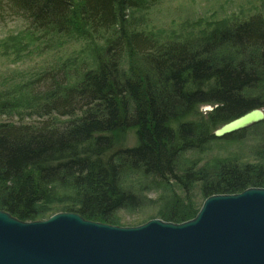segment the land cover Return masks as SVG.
I'll use <instances>...</instances> for the list:
<instances>
[{
    "label": "trees",
    "instance_id": "obj_1",
    "mask_svg": "<svg viewBox=\"0 0 264 264\" xmlns=\"http://www.w3.org/2000/svg\"><path fill=\"white\" fill-rule=\"evenodd\" d=\"M130 2L0 0V10L6 7L25 24L1 45L2 56L18 61L27 51H43L46 58L33 85L50 82V89L34 98L25 87L27 102L21 104L9 90L0 96L1 110L20 114L28 103L25 111L35 117L32 123H0V211L35 222L55 209L48 208L49 201L60 185L74 192L65 212L115 225L117 213L138 203L122 188L121 176L129 168L162 183L182 182L185 188L198 183L205 200L263 187L262 170L249 165L227 161L215 175L202 169L180 179L177 161L182 152L213 138L211 129L264 107V95H247L264 83V15L221 32V45L247 55L214 58L213 43L194 47L196 42H160L145 31L127 32ZM88 31L105 34L107 46L78 84H66L67 60L62 63L58 54L63 56L68 38L81 41ZM125 50L141 57L145 74L123 75ZM208 104L214 108L209 121L194 120ZM131 132L136 144L127 147ZM186 210L169 221L184 223L199 212L194 206Z\"/></svg>",
    "mask_w": 264,
    "mask_h": 264
},
{
    "label": "rangeland",
    "instance_id": "obj_2",
    "mask_svg": "<svg viewBox=\"0 0 264 264\" xmlns=\"http://www.w3.org/2000/svg\"><path fill=\"white\" fill-rule=\"evenodd\" d=\"M126 11L125 29L140 30L148 33L160 42L176 41L182 43H195L194 47H201L207 44H216L214 58L242 59L244 50H233L230 45L220 43L221 32L230 28L233 24L245 21L249 16L264 15V0H130ZM22 19L13 11L3 7L0 10V47L9 42V37L17 35L24 28ZM102 32L88 35L80 40L68 38L66 45L61 49L63 56L59 55L62 63L66 61L67 83L78 84L80 75L87 69L96 67L99 56L106 48V37ZM60 46V45H59ZM33 47V46H32ZM216 47V46H215ZM0 48V96L9 90L14 93L12 98H18L19 104L27 102V90L34 98L36 94L45 93L50 89V82H42L40 85H33L37 71L46 58L44 52L30 54L26 52L21 60H15L14 56H2ZM121 69L124 76L130 77L134 73L145 74L142 67L141 57L129 50L124 51ZM249 55V53H248ZM65 64V65H66ZM69 71V72H68ZM34 73V74H33ZM7 95V94H6ZM5 95V96H6ZM250 97L264 95V83L257 88L247 92ZM22 107L20 114L7 113L0 109V123L35 122V117ZM29 107H32L29 105ZM212 105L200 107L193 118L199 122H208L209 115L213 110ZM264 110V107L260 108ZM24 118V119H23ZM211 138L206 144L187 150L179 155L177 161V176L183 179L187 172L206 169L210 175H215L220 163L227 161L237 162L239 165H249L255 170H262L264 181V121L246 130L234 133L230 136L217 138L213 129ZM136 144L134 133H130L126 146ZM182 182L166 181L164 183L155 181L146 176L143 172L133 169H125L121 176L122 188L134 194L138 203L134 208H129L116 214V224L113 226L122 228H136L158 219L164 222L173 223L169 219L173 216H182L186 209L191 206L199 211L205 202L200 194L198 183L189 184L185 188ZM264 183V182H263ZM264 189L263 187H260ZM48 208H55L49 213L39 216L35 222H43L52 216L60 213H69L66 206L73 204L71 195L74 194L70 188L57 186ZM184 208H186L184 210ZM199 213V212H198ZM197 213V214H198ZM197 216V215H196ZM195 219L191 218L189 221ZM188 222V221H186ZM181 224V223H180Z\"/></svg>",
    "mask_w": 264,
    "mask_h": 264
},
{
    "label": "water",
    "instance_id": "obj_3",
    "mask_svg": "<svg viewBox=\"0 0 264 264\" xmlns=\"http://www.w3.org/2000/svg\"><path fill=\"white\" fill-rule=\"evenodd\" d=\"M264 121L254 109L224 124L217 138ZM0 264H264V189L208 198L195 219H154L136 228L60 213L22 222L0 211Z\"/></svg>",
    "mask_w": 264,
    "mask_h": 264
}]
</instances>
